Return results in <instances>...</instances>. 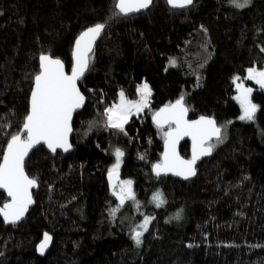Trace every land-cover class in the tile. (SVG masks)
Wrapping results in <instances>:
<instances>
[{
	"label": "trees",
	"instance_id": "1",
	"mask_svg": "<svg viewBox=\"0 0 264 264\" xmlns=\"http://www.w3.org/2000/svg\"><path fill=\"white\" fill-rule=\"evenodd\" d=\"M114 4L0 0V160L27 114L40 55L61 59L68 72L76 37L106 23L89 70L77 81L85 102L73 116L72 150L30 152L24 170L37 180L34 205L20 223L5 226L0 219V264H264V92L244 80L258 106L253 121L235 120L232 99L233 78L264 67V0L243 8L230 0H193L186 8L152 0L126 17L113 15ZM169 59L174 66L166 65ZM142 81L151 88L148 107L129 117L127 135L107 128L104 110L118 91L135 98ZM181 96L190 119L231 123L192 179L154 177L150 168L163 137L150 117ZM111 146L123 151L119 179L132 181L139 202L125 201L115 216L106 179ZM178 152L188 157L187 140ZM155 191L166 201L161 207L149 201ZM144 215L154 219L137 247L131 231ZM43 232L52 244L38 256L34 247Z\"/></svg>",
	"mask_w": 264,
	"mask_h": 264
},
{
	"label": "snow or ice",
	"instance_id": "2",
	"mask_svg": "<svg viewBox=\"0 0 264 264\" xmlns=\"http://www.w3.org/2000/svg\"><path fill=\"white\" fill-rule=\"evenodd\" d=\"M193 0H167L172 7H186L191 5ZM237 8L247 6L249 0H230ZM152 0H115L116 11L113 15L128 16L147 9ZM106 23H97L85 29L75 41L73 50L74 63L71 74H66L64 64L60 59H52L48 55L41 54L40 71L34 77L35 85L31 92L30 111L25 116L23 128L26 138L19 133L11 135L6 147L2 150V161H0V189H3L10 201L0 207V216L5 223L15 224L19 221L33 203L30 189L37 186V180L30 178L24 170L26 157L30 150L38 145L46 144L52 152L58 148L67 152L71 145L68 142V135L72 131L71 121L73 112L81 108L84 104V96L77 87L85 72L89 70L90 53L93 50V43L105 29ZM264 51V49H261ZM174 66L175 61L170 59ZM247 79L255 80L261 89H264V70L257 71L255 68L247 69ZM239 77H234L238 95L235 97L239 101L242 109L240 120L253 121L258 111V106L252 103L250 97L252 89L244 87ZM137 93L140 96L138 101L128 100L123 90L119 93V103L113 104L104 110L107 117L106 127L124 132V126L128 123L129 117L141 112L148 107L151 89L144 82L137 86ZM188 109L184 106V98L181 96L175 103L166 105L156 112L153 120L157 127L168 125L169 130L164 133L165 152L162 162L152 165L153 172L160 176L162 173L172 172L174 175L183 176L188 179L196 174L195 164L203 156L210 155L214 145L210 143L212 137L217 143L222 142L221 128L216 126V121L212 118L201 116L198 120L188 121L184 117ZM231 123V122H229ZM173 124L175 127L173 128ZM3 127V126H0ZM127 135L126 132H124ZM184 136L192 138L191 159H182L175 150L176 143ZM116 163L109 169L108 176L111 183L113 176L119 169L121 158L124 153L119 148L115 149ZM144 157H141L143 159ZM132 181H121L119 191L113 185L112 194L116 196L119 204L110 210V214L115 216L125 201H133L137 205L135 193L131 188ZM152 200L156 207L165 204L163 194L159 191L153 194ZM175 219L180 218L177 212ZM154 219L145 216L143 222L133 228L131 238L138 247L142 243V236L148 230L149 223ZM51 237L44 233V237L38 245V250L43 253L48 247ZM191 246V245H190Z\"/></svg>",
	"mask_w": 264,
	"mask_h": 264
},
{
	"label": "water",
	"instance_id": "3",
	"mask_svg": "<svg viewBox=\"0 0 264 264\" xmlns=\"http://www.w3.org/2000/svg\"><path fill=\"white\" fill-rule=\"evenodd\" d=\"M166 1H167V0H166ZM168 5H169V4H168ZM169 6L172 7L171 5H169ZM188 6H189V5H188ZM188 6H186V7H188ZM186 7H183V8H186ZM148 8H149V7H148ZM148 8H147V9H148ZM173 8H181V7H173ZM147 9H143V10H141L140 12H143V11H145V10H147ZM140 12H138V13H140ZM134 14H137V13H134ZM129 15H133V14H129ZM79 36H80V35H78V36L76 37V39H77ZM76 39L74 40V43H73L72 53H73V50H74V47H75V41H76ZM95 41H96V40H95ZM94 44H95V42L93 43V46H94ZM48 56H49V55H48ZM49 57L52 58V59H59V58H54V57H51V56H49ZM71 58H72V59H71V66H70V70H69L68 72L66 71V69H65V65H64V71H65L66 74H69V75L71 74L72 65H73V63H74L73 55L71 56ZM60 60H61V59H60ZM61 61H62V60H61ZM62 63H63V62H62ZM63 64H64V63H63ZM39 71H40V60H38V73H39ZM38 73H37V74H38ZM37 74H36V75H37ZM36 75H35V76H36ZM34 85H35V81H34V79H33V84H32V87H31V90H30V92H29V96H28V108H27V114H28V112L30 111L31 92H32V90H33V88H34ZM77 87H78V84H77ZM78 88H79V87H78ZM79 90H80V89H79ZM80 92H81V91H80ZM81 94H82V92H81ZM82 95H83V94H82ZM83 96H84V95H83ZM175 101H176V100H175ZM175 101L170 102L169 104H173V103H175ZM84 102H85V97H84ZM169 104H167V105H169ZM165 106H166V105H163V106L159 107V108H158V109H157V110L151 115V117H150L151 122H152V124H153L155 127H157V124H156V122L153 120V116H154V114H155L156 112H158L161 108H163V107H165ZM184 106L187 108L185 102H184ZM82 107H83V106H82ZM82 107H81V108H82ZM81 108H79V109H77V110H75V111L73 112V115H72V121H73V116H74V114L77 113V112H79V111L81 110ZM187 109H188V108H187ZM27 114H26V115H27ZM201 116H204V117H208V118H212V119H214L213 117H211V116H206V115H199V116H197V117H195V118L190 119V118L188 117V111H187V113H186V115H185L184 118H185L186 120H188V121H194V120H198ZM24 119H25V117H24ZM72 121H71V125H72ZM23 123H24V120H23ZM23 123H22V125H21L20 130H19L18 133H19L23 138H26V132L21 131L22 128H23ZM216 126L219 127L217 123H216ZM174 127H175V125L173 124V128H174ZM71 128H72V126H71ZM158 128H165V132H167V131L169 130L167 124H164L162 127H158ZM18 133H17V134H18ZM70 137H71V132H70L69 135H68V142H69V144L71 145V143H70ZM9 139H10V138H9ZM215 139H216L215 137H212L210 141L215 140ZM185 140H187V141L189 142V155H188V157H182V156L179 154V152H178L179 145H180L183 141H185ZM210 141H209V142H210ZM7 143H8V141H7ZM7 143H6V145H7ZM6 145H5V147H6ZM39 146H43V147L45 148L46 152H48L50 155H54L56 152H60V153H62V154H64V155H66V154H68V153L72 150V146H71V148H70L67 152H65L63 149H60V148H58V149L56 150V152H52L51 150H49V149L47 148V145H46V144H43V143H42L41 145H38L37 147H39ZM5 147H4V148H5ZM37 147H36V148H37ZM32 150H34V149H32ZM32 150H30V152H31ZM175 150H176L177 154H178L182 159H191V156H192V138H191L190 136H184V137H182V138L176 143V145H175ZM30 152H29V154H30ZM164 152H165V136L163 135V138H162V145H161V153H160L159 161H158V162H162ZM28 156H29V155H28ZM28 156H27V157H28ZM207 156H208V155H207ZM27 157H26V159H27ZM204 157H206V156L201 157V158L196 162V164H195V169H196V166H197V165L203 160ZM0 161H2V156H1V160H0ZM158 162H156V163H158ZM156 163H154V164H156ZM150 171H151V173H152V175H153L154 177H164V176H169V177H172V178H175V179L181 180V181L190 180V179H192V178L195 176V175H194V176L189 177L188 179H184L183 176L174 175L172 172H168L167 174L162 173L160 176H157V175L153 172V170H152V165H151ZM25 173H26V172H25ZM119 178H120V176H119V171L117 170V173L113 176L112 181H111V183H110V181H109V176H108V172L106 173V179H107V182H108V185H109V186L112 185V182L119 180ZM37 187H38V186H36V187L30 189V191H31V195H32L33 191H36V190H37ZM0 192H2V193L5 195V200L0 204V207H3L4 203L9 202L11 198L7 196V193H6L3 189H0ZM32 200H33V197H32ZM33 205H34V200H33V203L30 204V205L28 206V209H27V211L25 212L24 216H23L19 221H17L15 224L20 223V222L26 217V215H27V213H28V210H29ZM0 219L2 220V222H3V224H4L5 226H11V225H14V224H11V223H5L4 220H3V217H2V216H0ZM44 233H47V232H43V233L41 234L40 239L37 241V243L35 244V247H34L35 252H36V254H37L38 256H43V255H44V254L50 249L51 244H52V236L48 233V235L51 237V241H50L48 247L45 249V251H44L43 253H41V252L38 250V245H39L40 242L42 241V239H43V237H44Z\"/></svg>",
	"mask_w": 264,
	"mask_h": 264
},
{
	"label": "rangeland",
	"instance_id": "4",
	"mask_svg": "<svg viewBox=\"0 0 264 264\" xmlns=\"http://www.w3.org/2000/svg\"><path fill=\"white\" fill-rule=\"evenodd\" d=\"M173 60V59H172ZM166 65L167 66H173L171 63H170V59L168 60V62L166 63ZM249 68H254V67H248L247 69H249ZM247 69H246V72H245V74H244V76H243V78L241 79L240 77V80L239 81H237V82H242L243 83V86L244 87H248V88H251L252 89V87L250 86V85H247L246 83H244V80H249V79H247V76H248V73H247ZM256 69V68H255ZM257 71H261V70H264V67L263 68H261V69H256ZM237 77V76H236ZM249 81H251L254 85H256V87H258L259 89H261L260 87H259V85H257L256 84V82H255V80H249ZM144 82H146V81H142V82H140V83H138L137 84V86L138 85H141L142 83H144ZM147 83V82H146ZM234 83V82H233ZM148 84V83H147ZM149 85V84H148ZM137 86H136V97L135 98H127L128 100H132V101H138L139 99H140V96H139V94L137 93ZM150 87V86H149ZM233 87H234V93L232 94V99L236 102V104L238 105V108H239V113H238V115L236 116V118H235V120H237V121H243V122H246L245 120H240L239 119V117L241 116V114H242V109H241V107H240V103H239V101L238 100H236L235 99V97L238 95V91H237V88H236V83H234L233 84ZM151 89V88H150ZM263 92H264V89H261ZM121 91H118V96H117V100L115 101V102H113L110 106H108V107H111L113 104H118L119 103V93H120ZM148 99H150V97L148 98ZM250 99H251V101H252V103H254V104H256L253 100H252V98L250 97ZM149 104V103H148ZM107 107V108H108ZM145 109V108H144ZM143 109V110H144ZM142 110V111H143ZM141 111V112H142ZM133 112H134V114L133 115H135V114H137V113H135V110H133ZM140 113V112H139ZM106 121H107V117H106ZM229 124V122H225V123H223V124H220L219 125V127L221 128V130H222V132H221V136H222V142L225 140V138H226V127H227V125ZM164 133H165V130L164 129H162L161 128V130L159 131V134H160V136L161 137H163V135H164ZM222 142H220V143H217V141H216V139L215 140H212V141H210V143H212L213 145H214V147H213V150L217 147V146H219ZM118 147H115V146H111L110 147V153L112 154V156H113V163L108 167V170L116 163V158H115V155H114V153H115V149H117ZM120 149V148H119ZM121 150V149H120ZM122 151V150H121ZM121 162H122V158H121ZM120 165H121V163H120ZM120 167V166H119ZM128 180H130V179H119V180H117V181H114V182H112V185H111V188H110V190H111V192H112V188H113V185H116L117 187H116V190H117V192L119 191V183L121 182V181H128ZM131 181V180H130ZM131 188H132V191L134 192V190H133V186L131 185ZM157 191H155V192H153L151 195H150V197H149V201L152 203V204H154V205H156L155 204V202L152 200V197H153V194L154 193H156ZM160 192V191H159ZM116 197V196H115ZM116 200H117V198H116ZM131 202H133V201H131ZM134 203V202H133ZM119 204V201L117 200V205ZM135 205H137L136 203H134ZM116 205V206H117ZM145 216H149V215H144L143 217H142V219L137 223V225H139V224H141L142 222H143V219H144V217ZM137 225L134 227V228H136L137 227Z\"/></svg>",
	"mask_w": 264,
	"mask_h": 264
},
{
	"label": "flooded vegetation",
	"instance_id": "5",
	"mask_svg": "<svg viewBox=\"0 0 264 264\" xmlns=\"http://www.w3.org/2000/svg\"><path fill=\"white\" fill-rule=\"evenodd\" d=\"M107 172H109V170Z\"/></svg>",
	"mask_w": 264,
	"mask_h": 264
}]
</instances>
